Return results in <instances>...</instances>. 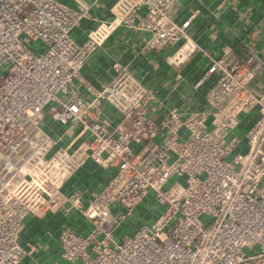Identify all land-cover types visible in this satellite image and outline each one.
Returning a JSON list of instances; mask_svg holds the SVG:
<instances>
[{"label":"built area","instance_id":"obj_1","mask_svg":"<svg viewBox=\"0 0 264 264\" xmlns=\"http://www.w3.org/2000/svg\"><path fill=\"white\" fill-rule=\"evenodd\" d=\"M178 2L123 0L81 39L86 0H0V264H264L261 51L208 56L205 108L166 107L120 62L104 85L85 75L117 27L153 52L181 44L175 59L197 50ZM92 162L108 182L68 189ZM32 227L45 235L24 238Z\"/></svg>","mask_w":264,"mask_h":264},{"label":"crops","instance_id":"obj_2","mask_svg":"<svg viewBox=\"0 0 264 264\" xmlns=\"http://www.w3.org/2000/svg\"><path fill=\"white\" fill-rule=\"evenodd\" d=\"M86 1L91 5L92 19L74 29L76 38L86 36L89 28L96 25L95 20H111L128 5L123 4V0ZM171 15L179 22L193 16L189 35L198 44L197 50L184 51L175 59L173 56L181 44L153 52L145 45L147 34L117 27L87 62L86 77L96 86L104 85L114 76L113 64L120 62L146 85L158 90L159 99L166 107L205 108L204 92L195 91L193 84L207 68L209 55L220 56L224 50L244 54L249 44L264 55V0H180ZM85 93L84 88L77 87V95ZM105 115L118 120L116 111L109 106H105ZM112 172V169L89 163L72 178L68 189L100 188L108 182ZM79 224L81 232L88 231L86 225ZM42 234L45 235L40 228L32 227L25 231L24 238ZM59 253L58 244L51 243L43 258L51 260Z\"/></svg>","mask_w":264,"mask_h":264},{"label":"rangeland","instance_id":"obj_3","mask_svg":"<svg viewBox=\"0 0 264 264\" xmlns=\"http://www.w3.org/2000/svg\"><path fill=\"white\" fill-rule=\"evenodd\" d=\"M244 135V134H243ZM175 180V178H173L170 182H169V184L168 185H170L173 181ZM142 212L143 213H146L147 212V208H143V210H142ZM147 219H146V217H145V220L144 221H146ZM136 222L137 223H140V221H139V219H137L136 220ZM131 232V230L129 229V227H125L124 228V230L121 228V229H119V230H117V232H116V236L117 237H121L122 235H124V234H126V233H130Z\"/></svg>","mask_w":264,"mask_h":264}]
</instances>
